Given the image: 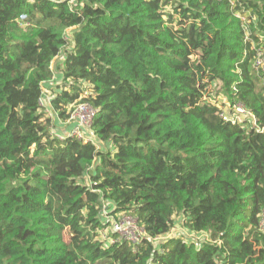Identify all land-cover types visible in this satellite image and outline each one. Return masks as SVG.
Instances as JSON below:
<instances>
[{"label":"trees","instance_id":"obj_1","mask_svg":"<svg viewBox=\"0 0 264 264\" xmlns=\"http://www.w3.org/2000/svg\"><path fill=\"white\" fill-rule=\"evenodd\" d=\"M262 46L264 0H0V264H264ZM59 56L52 115L89 102L93 141L40 102Z\"/></svg>","mask_w":264,"mask_h":264},{"label":"built area","instance_id":"obj_2","mask_svg":"<svg viewBox=\"0 0 264 264\" xmlns=\"http://www.w3.org/2000/svg\"><path fill=\"white\" fill-rule=\"evenodd\" d=\"M229 1L234 8L237 0ZM236 15L239 16L242 20L246 19L244 15L240 13H236ZM257 64L259 66H262V69L264 70V46H262V51L260 50L258 52ZM44 97L45 96H43L40 100L42 105H45ZM236 108L237 113L233 114L227 113L222 110L220 113L221 117H223L226 121H231L233 123H238L237 120L240 118V115H246L249 117L251 116L253 120H255V117L251 114L250 111L247 110V108L243 104L239 103L238 105H236ZM98 111V108L94 107L89 102H83L74 106L69 118V121L74 123V128L71 132V136L78 137L85 142L93 141L95 139V134L93 133L91 128ZM263 130L264 129H262V131ZM59 137L63 138L62 136ZM109 217L111 218L109 219L111 224V231L117 234L116 241L126 240L133 243H138L146 234L144 228L140 225L137 218L132 215L123 214L118 218H114L112 216Z\"/></svg>","mask_w":264,"mask_h":264},{"label":"rangeland","instance_id":"obj_3","mask_svg":"<svg viewBox=\"0 0 264 264\" xmlns=\"http://www.w3.org/2000/svg\"><path fill=\"white\" fill-rule=\"evenodd\" d=\"M245 17V16H244ZM62 57V56H61ZM61 57H59L57 60H56V64H55V66L56 67H58V60H61L60 58ZM55 70H56V68H55ZM60 70V69H59ZM60 80V79H59ZM58 80V82H62L63 83V81L62 80H60L59 81ZM53 83H55L54 85H56V81L55 82H53ZM56 88L57 89H59V85L58 86H52L51 87V91H52V94H54L55 93V91H56ZM54 90V91H53ZM52 94H48L47 96H49V98H45L44 97V104H45V106H46V109L48 110V105H49V103L48 102H50L51 101V96H52ZM217 99H213L214 100V102L216 103V105L219 107V108H221L223 111H225V112H227V113H230V112H234L235 111V113H237V108H236V105H238L239 103H237L235 106H231V104L229 103V101L225 98V97H223V96H217L216 97ZM47 100V101H46ZM47 104V105H46ZM48 113L49 114H52V113H50L49 111H48ZM240 118L237 120V122H244V120H246L247 119V117L248 118H250L249 116H247V117H243V116H239ZM57 117H54V121L56 122L57 121ZM251 122L253 121V119L251 118V120H250ZM177 222H176V225H175V227H174V229L172 230V232L169 234V235H167V237H171V236H176V235H181V234H185V235H187V236H189L190 238H192V239H194V240H203V239H208V236L206 235V234H204V233H201V234H196V233H190L189 231H187L186 229H185V227H184V225H183V217L182 216H177ZM264 222V221H263ZM262 222V225L264 226V223ZM110 231H111V226L107 229V230H105V233L108 235V234H110ZM167 237H165V239L167 238ZM68 238V237H67ZM162 238H164V237H162Z\"/></svg>","mask_w":264,"mask_h":264},{"label":"crops","instance_id":"obj_4","mask_svg":"<svg viewBox=\"0 0 264 264\" xmlns=\"http://www.w3.org/2000/svg\"><path fill=\"white\" fill-rule=\"evenodd\" d=\"M59 57H61V56H59ZM59 57H56V59L53 61V66H54V69L56 68V70H55V74H54V77H53V80H51V81H49V82H47L46 84H45V87H44V96H45V98L47 97V98H49V96H47L48 94H52V91H51V87L52 86H58V85H60V82H58V80L59 79H61V71L59 70V68H60V65H61V63H62V61H63V56L60 58L61 60H58L59 62H58V67H56L55 66V64H56V60L59 58ZM56 81V85H54L55 83H53V82H55ZM60 81V80H59ZM56 90H58L57 88H56ZM54 91V90H53ZM47 101V100H46ZM49 103V102H48ZM47 105V104H46ZM49 105H50V103H49ZM48 105V106H49ZM47 110V109H46ZM48 111L50 112V113H52V110H51V107L49 106L48 107ZM47 111V112H48ZM50 115H52V114H50ZM52 116H54V115H52ZM55 117V116H54ZM54 117H53V119H54ZM55 122V121H54ZM73 128H74V123L73 122H71V121H69V119H67L66 121H62V120H60V119H57V121L54 123V126L52 127V130H53V132L56 134V135H58V136H62V137H65V136H71V132H72V130H73ZM88 178V177H87Z\"/></svg>","mask_w":264,"mask_h":264},{"label":"water","instance_id":"obj_5","mask_svg":"<svg viewBox=\"0 0 264 264\" xmlns=\"http://www.w3.org/2000/svg\"><path fill=\"white\" fill-rule=\"evenodd\" d=\"M263 132H264V130H263Z\"/></svg>","mask_w":264,"mask_h":264}]
</instances>
